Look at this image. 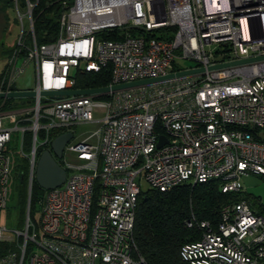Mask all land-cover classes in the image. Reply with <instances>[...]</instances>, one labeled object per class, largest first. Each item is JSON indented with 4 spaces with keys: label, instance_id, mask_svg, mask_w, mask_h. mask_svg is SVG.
<instances>
[{
    "label": "built area",
    "instance_id": "obj_1",
    "mask_svg": "<svg viewBox=\"0 0 264 264\" xmlns=\"http://www.w3.org/2000/svg\"><path fill=\"white\" fill-rule=\"evenodd\" d=\"M8 1L20 33L0 73V94L34 96L29 109L0 99V210L11 131L20 144L25 132L31 136L23 230L0 226V264H145L132 239L139 178L159 192L218 180L227 193L240 191L242 176H264V58L209 69L264 57V0H225L224 9L220 0H56L57 34L47 44L34 40L38 0ZM178 60L193 66L177 69ZM105 67L106 87L201 71L103 95H40L74 90L73 75ZM27 68L33 85L20 88ZM95 109L101 114L93 120ZM93 122L96 131L64 145L61 156L76 163H57L64 180L38 196L32 222L36 149L49 150L52 130ZM158 136L165 138L160 147ZM185 226L199 234L180 248L184 264H264V217L246 200L223 205L214 226L193 218Z\"/></svg>",
    "mask_w": 264,
    "mask_h": 264
},
{
    "label": "trees",
    "instance_id": "obj_2",
    "mask_svg": "<svg viewBox=\"0 0 264 264\" xmlns=\"http://www.w3.org/2000/svg\"><path fill=\"white\" fill-rule=\"evenodd\" d=\"M59 12L60 8L56 0H38L31 14L36 44H47L54 41ZM100 35L107 39L118 38L115 33L101 32ZM151 36L156 37L155 34ZM109 79L108 67L98 72L76 73L73 75V88L78 90L103 88L109 84ZM10 102L11 100L6 101L7 106ZM61 132L52 130L50 137L53 139ZM41 135L38 133L37 138L39 139ZM23 137L26 139V145L30 147V133L25 132ZM43 150L45 147L39 146L36 149V156H39ZM19 182L22 183V174L19 176ZM36 189L40 188L32 180L29 193V216L31 207L36 205L38 198L35 195ZM241 199L252 201L251 206L257 208L258 213L264 217L262 209L264 207L257 205L256 201L249 199L240 191L222 193L218 180L182 184L166 192L147 189L139 193L132 227V239L137 254L145 264H184L179 257V250L184 244L195 241L199 234L194 227L186 228L185 222L193 218L198 223L207 221L214 226L219 219L220 208ZM19 203L20 214L24 217L25 196L20 198Z\"/></svg>",
    "mask_w": 264,
    "mask_h": 264
},
{
    "label": "rangeland",
    "instance_id": "obj_3",
    "mask_svg": "<svg viewBox=\"0 0 264 264\" xmlns=\"http://www.w3.org/2000/svg\"><path fill=\"white\" fill-rule=\"evenodd\" d=\"M208 10H211L208 1H205ZM220 8H227L225 0H220ZM20 30L18 22L16 21V15L13 10L11 3L8 0H0V73L4 69L6 60L9 56L11 49L17 42ZM193 64L189 61L178 60L175 62V67L177 69H184L192 67ZM72 72V70H71ZM18 85L25 88H31L33 85V75L31 69L27 68L18 81ZM15 108L18 109H29L31 108L32 99L31 98H15L11 100ZM6 111V109H5ZM101 111L95 109L92 112L93 120L98 119ZM13 124H9V128H13ZM99 124L97 122L93 123H80L68 128V131L72 134L70 142H77L85 139L87 136L92 134L98 128ZM55 132H60L59 130H53ZM38 140V138H37ZM93 139L88 140V142H93ZM29 145H26V139L23 137V143L20 144V133L16 130L11 131L10 140L5 146V152L9 157V162L11 166L10 181L7 187V198L5 208L0 210V226L5 227L8 230H23L24 217L21 216L20 211V198L25 196L27 199L28 190V164L25 156L29 153ZM69 163H76L74 158L70 155L63 153L60 159L56 160L57 163L62 161ZM22 174V183L19 182V176ZM138 188L141 192H145L148 189L146 182L139 178ZM240 192L246 195L249 199L256 201V204L264 207V177L246 175L240 178ZM44 190L36 189L37 196H40ZM251 205L252 201H247ZM38 207L33 205L31 207V212L29 219L34 222L38 216ZM25 212V210H24Z\"/></svg>",
    "mask_w": 264,
    "mask_h": 264
},
{
    "label": "water",
    "instance_id": "obj_4",
    "mask_svg": "<svg viewBox=\"0 0 264 264\" xmlns=\"http://www.w3.org/2000/svg\"><path fill=\"white\" fill-rule=\"evenodd\" d=\"M264 57L260 58H253V59H243L233 63L221 64L210 67L209 69H216L221 68L229 65L234 64H242L246 62H250L256 59H263ZM201 71V69L195 70H186L175 72L171 74H167L163 77H158L155 79H147V80H140L125 84L114 85L110 87H103V88H95V89H87V90H68V91H47L41 92V96H48L53 99H58L64 96H78V95H88V94H99L103 95L109 91H118V90H125L131 89L139 86H144L148 84H158L165 80H169L172 78L188 76L194 74L196 72ZM34 94L31 91H13L6 94H0V99L8 98V99H15V98H30L33 97ZM72 138V134L70 132L60 133L55 136L49 143V150H43L36 161V165L34 168L33 180L35 184L41 188L42 190H50L55 187H58L64 180V171L58 166L56 160L60 159L61 152L64 145ZM165 142V138L163 136H158L156 147H160Z\"/></svg>",
    "mask_w": 264,
    "mask_h": 264
},
{
    "label": "crops",
    "instance_id": "obj_5",
    "mask_svg": "<svg viewBox=\"0 0 264 264\" xmlns=\"http://www.w3.org/2000/svg\"><path fill=\"white\" fill-rule=\"evenodd\" d=\"M17 86L20 87V88H23V87L19 86L18 84H17Z\"/></svg>",
    "mask_w": 264,
    "mask_h": 264
}]
</instances>
